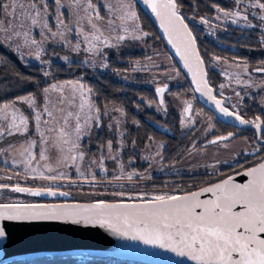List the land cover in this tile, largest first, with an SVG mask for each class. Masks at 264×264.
<instances>
[{"label":"snow or ice","instance_id":"6c2138e0","mask_svg":"<svg viewBox=\"0 0 264 264\" xmlns=\"http://www.w3.org/2000/svg\"><path fill=\"white\" fill-rule=\"evenodd\" d=\"M141 6L191 79L183 92L172 91L181 69L149 43ZM184 8L182 0H0V68L36 72L0 78V255H12L11 225L51 223L103 229L160 264H264V0H191L190 16ZM237 31L256 63L239 54L205 59L200 33L220 40ZM109 72L153 85V98L140 100L165 118L155 132L141 134L147 126L96 83ZM196 94L213 114L194 106ZM170 107L189 137L174 156ZM218 116L236 131L219 132ZM169 156L208 179L158 187L155 173L174 169Z\"/></svg>","mask_w":264,"mask_h":264},{"label":"trees","instance_id":"16d2710c","mask_svg":"<svg viewBox=\"0 0 264 264\" xmlns=\"http://www.w3.org/2000/svg\"><path fill=\"white\" fill-rule=\"evenodd\" d=\"M182 2L185 5L184 12L190 16L191 12L187 8V5L189 3H191V0H182ZM202 2H203V0H201V3ZM221 2H223V0H221ZM206 10L207 9H202L199 14L203 15L204 11H206ZM140 15L142 17V22H143L145 30L151 34L150 40H152L153 44L161 47L162 50L166 51L167 54L169 55V57H171L170 60L173 63V65H175L177 68H180L179 65L176 63L174 57L169 52L164 39L160 35L158 29L156 28L155 24L152 22L150 17L142 9H140ZM186 22L189 23L190 27H193L189 21H186ZM199 30L200 29L197 28L198 33H199ZM220 37H221V39L217 40L216 38L213 39L211 36H206L202 33L199 34L198 46L200 48V51L202 54L205 52L208 53V55L205 56V59H210V56L212 53L222 55V56H229V57L233 54H239L242 56H247L251 60L254 58H260L259 55L256 56L257 52H249L247 49L242 48L240 46L241 44L249 43V41L243 39V37L241 36V34L238 31L225 33L223 36H220ZM232 45H235V47H233ZM17 72L23 73L25 75H27L29 73H31L33 75L36 74L34 69L25 68L23 65L8 64L7 67L0 68V78L4 77L6 75L14 78L15 74ZM181 73H182L181 79L183 80V82L181 84L176 85V84L170 83L173 92H175V91L183 92L184 89H186L190 86V83H189V81H188V79H187V77H186V75L182 69H181ZM89 80L91 82V77H89ZM217 82H219V80H217ZM96 83L98 85L102 86L105 90H107L109 99H115L118 101H123L124 104L126 105V107L128 108L130 115H134L137 119H140L144 125L147 126L146 129H141V134H143V132L145 130H147L149 133H153V132H155V123L157 121L163 123L165 118L161 114H157L154 110H146V104L144 102H141V100H140L141 96L145 97L146 99L153 98V95H154V89L153 88L147 87V86L146 87L145 86L132 87V86L124 85L123 83L115 80L111 73L107 74L106 79H98L96 81ZM121 88H124L125 90L121 91L120 90ZM189 96H191V93H189ZM169 99H171V98H169ZM133 100H135V102H137V103H140L141 107L144 110L143 111H137L135 108V104L132 103ZM194 106L198 109L203 108V110L206 113L213 114L210 110L206 109L197 100V98L194 100ZM177 118H178L177 109L170 107L169 108V114L166 118L167 126L169 129L167 139H168V143H169V152H171L173 156L176 154L177 151L182 150L180 148L181 145L187 146L188 139H189V137H183L182 138V132L179 128ZM217 121H218L217 122V129L227 126L224 123H222L221 121H219L218 119H217ZM162 138H164V137H162ZM172 160H173L172 157L169 156L168 161H172ZM201 173H203V172H201ZM229 173H231V171L226 169L225 175H228ZM207 179H208V177L206 175H200L199 173H197L195 175L190 174V175H175V176H155L152 183L157 185L158 187L164 186L165 184H167L169 186L188 188V187H191L193 185L192 184L193 182H198V183H196V186L198 187L203 180H207ZM193 190H194V188H193ZM77 198L85 199L83 197H77ZM83 255H85L89 260H100L103 262V264L105 263V261L112 259V258H114V264H152V263H148V262H144V261H137V260H132V259H128V258H121V257H114V256H108V257L95 259V258L90 257L89 255H86V254H83ZM19 260H22V259H19ZM49 260H53L54 261L53 264H68L66 262V260H64V259L52 258L50 256H44L41 259H39L38 261L45 262V261H49ZM75 264H93V263L90 261H87V259H86L83 262L75 263Z\"/></svg>","mask_w":264,"mask_h":264},{"label":"water","instance_id":"95a60500","mask_svg":"<svg viewBox=\"0 0 264 264\" xmlns=\"http://www.w3.org/2000/svg\"><path fill=\"white\" fill-rule=\"evenodd\" d=\"M141 9L143 10V6H141ZM144 12L155 24L169 52L182 69V62L175 55V50L168 45L163 30L159 27V21L151 15L150 10ZM183 72L189 83H191L190 77L187 76L184 70ZM196 98L206 109L210 110L209 106L199 97V94H196ZM217 119L223 121L224 118L218 116ZM236 179L241 182L244 178L237 177ZM10 234L11 241L8 251L12 255H0V260L12 258L39 260L44 256L65 259L86 254L95 259L114 256L152 264H160L162 261L161 256H149L131 251L130 248L125 246H131L137 242L119 239L99 228L51 223L21 224L11 225ZM139 247L144 248L146 246L139 245Z\"/></svg>","mask_w":264,"mask_h":264},{"label":"rangeland","instance_id":"374dc122","mask_svg":"<svg viewBox=\"0 0 264 264\" xmlns=\"http://www.w3.org/2000/svg\"><path fill=\"white\" fill-rule=\"evenodd\" d=\"M189 22L191 23L192 26H194V23H195V25H196V27H197L198 29H203L204 32H207V28H206L205 26H203V25H199V24H198V21H197V22H193V21L189 20ZM224 34H225V32H220V33H219V36H223ZM212 38L214 39V37H212ZM149 43L152 44V45H154L155 48H156L157 50H159V51L163 54V55L160 57V59H162V60L164 61L165 65L173 64V63L171 62V60L168 59L169 55L167 54L166 51L162 50L161 47H159V46L153 44V42H152V40H150V38H149ZM134 54L137 55V56H138V55H141V50H140V49H136V50H134ZM258 55H259V54L256 53V56H258ZM257 59H258V58H254V59H252V63H256V60H257ZM125 66H126V64H125L124 62H119V63H115V64H114V67H116V68H120V69H122V68L125 67ZM109 73H111V72H109ZM111 74H112V73H111ZM136 75H137V74H132V76L130 77V80L134 79ZM112 76H113V78H114L115 80H117V81H119V82H121V83H123L124 85H127V86H132V87H142V86H145V87H146V86H147V87H151V88L154 89L153 85L143 83L142 81H141V82H135V83H126L121 77H117V76H115L114 74H112ZM181 78H182V75H181L179 78H175V79H173L170 83H172V84H176V85H177V84H181V83L183 82V80H182ZM197 109H198V108H197ZM146 110H154V109L147 108V106H146ZM154 111H155V110H154ZM177 111H178V110H177ZM213 147H214V146H213ZM226 155H227L226 153H223V152H222V153L220 154V158H221V159L226 158ZM197 162L200 163V164H203L205 161H203V160H199V161H197ZM209 162H210V161H209ZM190 163H192V162H191V161H185V160H178V161H173V160H172V161H168V164H170V165H174V169H166L164 172H157V173H155V176L190 175V174L187 172V169H188ZM192 166L195 167V164H193ZM201 172H204V169H203L202 167L199 169V173H201ZM86 259H87V261H90V262H92L93 264H103V262L100 261V260H89L85 255H79V256H74V257H70V258H65L64 260H66V262H67L68 264H75V263L83 262V261H85ZM53 263H54L53 260H49V261H45V262H43V264H53ZM104 264H114V258L105 261Z\"/></svg>","mask_w":264,"mask_h":264},{"label":"flooded vegetation","instance_id":"af4514ba","mask_svg":"<svg viewBox=\"0 0 264 264\" xmlns=\"http://www.w3.org/2000/svg\"><path fill=\"white\" fill-rule=\"evenodd\" d=\"M217 130H218L219 132L236 131L235 128L228 127V126L223 127V128H218ZM243 132H244V134H246L247 136L251 137V134H252V133H251L250 130H248V129H243ZM229 174H231V173H229ZM229 174H228V175H229ZM214 179H216V178H214ZM196 183H198V182H193L192 184H196Z\"/></svg>","mask_w":264,"mask_h":264}]
</instances>
